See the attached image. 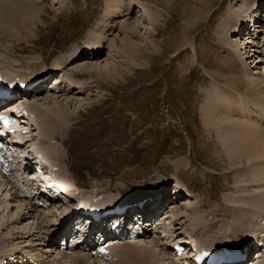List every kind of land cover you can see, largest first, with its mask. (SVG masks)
Segmentation results:
<instances>
[{"label": "rangeland", "instance_id": "rangeland-1", "mask_svg": "<svg viewBox=\"0 0 264 264\" xmlns=\"http://www.w3.org/2000/svg\"><path fill=\"white\" fill-rule=\"evenodd\" d=\"M28 1L34 7L24 15L27 19L8 27V34L4 38L0 36V61L9 68L17 69L37 68L40 65L44 72L43 56L56 55L50 52L53 50L70 53L68 50L76 49L78 41L88 37L86 41L79 42L84 44L79 54L92 53L97 59L87 57L76 60L68 70L72 71L74 66L85 63L82 70L87 73L112 75L106 81L97 78L95 74L81 73L77 76L82 78L81 81L74 82L79 83L83 90L87 88L83 93L75 91L74 94L58 98L52 95L48 102L32 104V107L38 105L50 112L62 105L66 108V103L70 104L68 116L70 115L71 122L66 121L71 126L67 130L68 124L65 123L66 128L60 138H66L65 135L72 137L73 142L67 144L74 157L76 173L86 179L87 187L92 183L97 186L105 184L127 191L126 194H141L146 187L167 179L165 191L175 192V186H182V181H185L189 185L185 187L198 190L192 192L188 199L186 190L180 196H172L169 205L176 203V207L171 209L168 206L166 212L162 211V214L169 216L167 222L176 223L180 238H186L191 232L193 221V225L197 223L196 218L192 219L197 209L205 208L206 202L196 204V201L205 198V195L209 198L206 199L208 208L199 211L198 217L201 220L207 212L215 217L232 219L233 210L241 214L239 209L234 208L245 206L243 209H251L244 198L261 196L264 200V179L259 177L260 170L264 172V164L261 163L253 170L251 166H256L255 163L248 165L244 162L239 165L237 161L236 166H228L227 159L219 158L221 148L217 145L218 134L214 127V130L209 131L205 116V108L214 86L209 66H213L216 55L224 47V41L219 40L220 26L231 10H249L248 14L243 12L244 15L240 14V17L233 16V25L223 34L227 41L224 40L234 43L235 37L240 35L239 25L243 20L248 23L250 20L252 23L246 24L243 21L245 30L242 34L251 31L258 36L257 33L260 32L262 38L264 0H121V14L115 18L106 15L107 0ZM253 23L255 27L252 26ZM124 24L127 30L123 27ZM125 32L129 33L128 38L124 35ZM131 45L137 48L136 56L129 52ZM262 48L259 49L261 54L256 49L255 54L260 57L255 59V64H251V71L256 78L264 81ZM88 59L89 62L93 61L92 64L86 65L83 62ZM260 60L263 61L260 63ZM54 63H58L57 60L49 61L48 65L54 66ZM242 65L249 69L244 62ZM242 120L245 121V117ZM73 121L76 123L72 124ZM111 128L114 140L110 138L104 141L106 136L103 137V134ZM33 144L45 147V143L36 144L33 141ZM98 145L109 151L110 157L103 155L102 151L93 152ZM59 153L62 155V165L58 180L62 185L71 187L74 178L68 171L67 153L61 148ZM98 153H102L101 158L104 160L101 168L97 167L98 160L101 159L98 158ZM94 167L101 173L97 177H91L86 171ZM70 168L73 169V164ZM76 183L83 184L78 179ZM238 197L243 201L242 204L236 203ZM5 198L6 196L1 197L0 200ZM219 204L226 205L220 212L223 206ZM3 206L4 203H0V263L4 248L24 247L18 243L21 241L19 239L31 237L25 241L29 243L34 240L36 251H39L43 247L40 241H44V234L45 237L50 234L55 238L60 232V228H54L55 224L51 223L46 227V230L50 227L44 231L46 233L40 232L42 226H39L38 231H30L34 234L36 232L33 237L14 235L16 230L28 232L29 226H24L31 224V217L27 216L29 220L24 218L25 222L22 221L18 227L17 223L10 224L13 222L8 220L20 212L29 211L18 204L17 208H22V211L12 210L14 213L8 217ZM5 208H8L6 204ZM192 208L196 210L195 214L191 212ZM242 218L248 222L245 216L242 215ZM250 222L257 229L264 223V219L255 215ZM46 224L48 223L43 226ZM219 224L227 229L230 227L229 221L223 218L219 219ZM231 224L234 236L241 237L245 233L238 232L233 219ZM38 233H43L39 236L40 241L37 240ZM247 240L248 238L243 239L242 243ZM34 254L36 255L32 251L31 255L35 256ZM159 258L162 259V256ZM69 261L70 258L66 259V262ZM61 262L63 263L62 260ZM160 264H163L162 261Z\"/></svg>", "mask_w": 264, "mask_h": 264}, {"label": "bare ground", "instance_id": "bare-ground-1", "mask_svg": "<svg viewBox=\"0 0 264 264\" xmlns=\"http://www.w3.org/2000/svg\"><path fill=\"white\" fill-rule=\"evenodd\" d=\"M106 2L108 3V8H107L108 10H107V14H106L107 16H109V17L113 16L115 18V17L119 16V14H121V13H119L121 0H107ZM34 4H35V2H34ZM112 4H115V6H113ZM33 7L34 6H33L32 2H29L28 0H0V36H2L4 38V35L8 34L7 33L8 31H6L8 29V27L16 26L22 20L25 21L27 18H24V15L27 14L29 11H31L33 9ZM243 12L248 14L249 10H247V11L240 10L238 12H237V10L236 11L231 10V12H230L228 18L225 20L224 24L220 26L219 40L224 41V47L222 49L223 51H221L220 53H218L216 55L215 60L212 62L213 66H209V68L212 69L209 74H210L211 78L213 79V82H214L213 85L214 86L212 88L213 90L211 92V95L209 96V99H208V105L205 108V116L207 117L206 119L208 121L207 123L209 126V131L211 132V130L214 127V129L216 130V132L218 134L217 137H218L219 143L217 145L221 148L220 149L221 155L219 156V158L223 159V160L227 159V165L230 167L236 166L237 161H238L239 165L240 164L242 165V163H244V162L247 163L248 165H250L249 163H255L256 166H251V169L253 170V169H257V167L260 166L261 163H262V165L264 164V127L262 126V124H264V81H263V79L260 80L259 78H256V76L251 71V64H253L254 61H256L255 59L260 57V56H257L255 54L256 49L258 51L261 47H263L262 49L264 50V30H262V32H261V34H263L262 38L260 36V32H258V33L256 32L258 36H255V34H254L255 32L253 33L251 31L250 32L248 31V33L246 35H243V36L238 35L237 37H235V41H233L234 43L226 42L227 40L224 38V35H223L226 33V30L233 25V21H232L233 16L234 17L235 16L240 17V14L244 15ZM243 21H245L246 24L248 23L247 20H243ZM243 21H241L242 24L239 25L240 27L245 26V23ZM248 21H249V23L251 22L250 20H248ZM255 22H257V19H255ZM252 26L255 27L256 25L254 26V23H253ZM123 27L127 30L125 24L123 25ZM242 27L240 28L241 30H242ZM133 30H136V29L134 28ZM249 30H250V28H249ZM258 30H260V29H258ZM249 33H250V35H248ZM234 34H236V33H234ZM237 34H239V33H237ZM124 35L127 38L129 37V33H127V32H125ZM83 45L84 44L81 43V48L83 47ZM136 50H137L136 47H134L132 45L129 46V52L132 53L134 56H136V54H137ZM250 50H252L254 52L252 55L249 56L248 52ZM80 51H81V49H80ZM80 51L75 55L70 54V53L67 55H63L62 61L60 63H56V64L54 63L55 64L54 66L48 65V62L50 60L49 57H52L53 55H49V57L43 56L44 57L43 63H42L43 71L51 69V67L54 69V71L60 70L63 72V74L66 75V79H70V81L72 80L71 82H74L72 79L73 77L75 78L81 73L86 74V75L87 74L88 75L95 74L97 78H101L102 80H106V81L112 78V75H108L105 73L94 72V73L90 74V73H87V71L85 72L84 70H82L85 63H84V65L78 64V65L74 66L75 68L72 69V71L68 70V67L71 66V64L76 60L86 59L87 57L94 58V59L96 58V56L94 54L92 55V53H86L85 52L83 54H79ZM259 53L261 54L260 50H259ZM246 56H249V57H246ZM252 56H253V59L251 58ZM244 57H246V58H244ZM249 59H251V61H249ZM53 60H57V59H53ZM89 60L90 59L84 60L83 62H86V65L89 63L92 64L93 61L89 62ZM262 61L263 60H260L258 62L261 63ZM242 62H244L249 67V69H245L242 65ZM86 68H85V70H86ZM88 72H89V70H88ZM6 73L11 74L12 72L6 71ZM15 73H17V72L15 71ZM19 74H22V73H19ZM27 75H30V74H27ZM42 75L43 74H41L40 76H42ZM43 76H45V75H43ZM260 76H261V74H260ZM60 84L62 87L61 91L65 95L69 94V93L74 94L75 91H79V93L81 94V92H84L87 89L85 87V90H83L82 87L80 86V84L75 83V82L73 83L72 86H69V84L67 85L66 82H60ZM51 96L52 95L48 96L44 100L48 102L49 97H51ZM60 96H61V94H59L55 97L58 98ZM52 97H54V96H52ZM28 100H29V103H31L30 102L31 99L29 98ZM71 101H75V100H71ZM36 102L37 101H35L34 103H36ZM21 106H23L24 108H27V110H30L33 113H34V111L38 112V114H39V122L38 123H41V124H37L34 122L35 124H33V125H35L38 128V130L42 133V135L45 138L53 139L56 142L58 140L62 141L60 138V135H61L63 129L66 128L65 118L66 117L70 118V115L68 116V113H69L68 109L70 107L69 103L65 104L66 108H64L62 105V107H60V108L58 107V108L52 109L51 112L49 110H44V109L40 108L38 105H35L33 107H32V104L31 105L26 104V105H21ZM44 108L47 109L46 107H44ZM252 109L254 110L253 112H257V116H259V120H261V122H258L257 119L252 118L253 117V116H251ZM240 113L245 114V121L242 120L243 118L240 116ZM28 125H32V124H28ZM40 128H41V130H40ZM220 133H221V137H219ZM31 134H32V132L29 133V136H31ZM42 142H44V141H42ZM48 148H50V147H48ZM51 150H53V149H51V148H50V150L45 149V151L41 150L42 154L44 156L43 158H45V161L57 159L56 155L53 154ZM53 151L55 152V150H53ZM193 163H195V162H193ZM181 169H184V168H181ZM178 172H179V170L177 171V173ZM254 173H255V171H254ZM62 176H64V175H62ZM259 177H261V180L264 179V172L262 170H260V172H259ZM167 181L168 180L166 179L164 182L155 183L149 187H146L145 191L143 193H146L151 188L154 192H156V195H158L159 192L164 191V185L167 183ZM180 181H182V180H180ZM187 184L188 183H186L185 181H182L183 187L182 186L178 187L174 193L170 194L168 192L169 194H167L166 197L162 200L161 206H163V207L164 206H166V207L171 206L170 207L171 209H172V207L175 208L176 203L169 205V202L171 201L172 196H180L183 192H185V190L187 191V192H185V194H186L187 199H188L189 196L191 195L189 192H193L195 190L192 189L191 187H190V189L188 187H185ZM256 184H258V183H256ZM116 189H118V188L116 187ZM180 189H181V191H179ZM107 191H110V187L107 188ZM120 191L123 192L122 189H120ZM0 195H2V192H0ZM8 200L10 202H9V204H6V207L8 206V208H9V206H10L9 211L14 210V208H12V206L15 207V209H17L18 211H22V208L21 209L17 208L18 204H20L18 202V200H13V202H16V205L11 203L12 199L8 198ZM239 200H241V199L239 198ZM243 200H245V202L249 205L248 207H250L251 209H243L245 206H241L242 208L236 207L234 209H239L241 214L243 216H245L247 219L250 217L251 214H253L254 210L256 211L257 208H259L264 203V200L261 198V196H257L254 199H249L246 197ZM199 202H207V200L198 199L196 201V204H198ZM241 202H243V201L241 200L240 204H242ZM219 205L221 207L223 206L219 210V212L223 208L226 207L225 204H219ZM20 207H21V204H20ZM24 209H25V207H24ZM28 211L31 212L32 214H30L29 212H26V213L20 212L18 214L16 213L17 214V215L15 214L16 217L10 218L8 221L13 222L15 224L16 223L20 224V223H22L24 218H27V216L28 217L33 216V218H35V219H40V218L35 217L36 214H33L34 212L30 211L29 209H28ZM195 211L196 210L194 208L191 209V212L194 213ZM233 211H234L232 213L233 224L237 225L236 228H237L238 232L245 231V227L248 226L246 224L247 222L243 220L241 214L235 212V210H233ZM139 215H142V212L137 215L138 216L137 218H139ZM222 218H226V217H222ZM43 220H46V218H44ZM158 220H160V218ZM8 221H7V223H8ZM157 223H162V222H157ZM199 223H200L199 221H197V223L195 222V226L198 227L199 225H201ZM38 224L39 223H37V225ZM52 224H54V223H52ZM49 225H51V223H49ZM100 225H103V222H100V224L97 225L96 227H94V229H99ZM37 228H38L37 226H34V228L32 226L31 227L29 226L28 232H25V233L21 232L19 230L17 231L15 229L16 231L14 232V235H17V234L18 235H27L25 237H28L31 235L33 236L34 232L30 233V231L36 230ZM42 228H46V227L42 226ZM49 228L47 230H49ZM54 228H58V227L56 225H54ZM59 228H61V227H59ZM26 230L27 229H25V231ZM179 231L180 230L177 231L178 234L173 236V239L177 240L180 238ZM238 232H236V233H238ZM44 233H46V232H44ZM60 233H61V231L58 234H60ZM245 233L247 234V232H245ZM191 234H192V230H191ZM48 236H49V239L47 240V243L45 246L46 247L54 246V238L50 234ZM238 236H241V235H238ZM235 237H237V236H235ZM42 239H44V241H45V234H44V237ZM92 239H93V235H91L87 239V241L89 242ZM247 242H250V240L248 239L244 243H247ZM162 243L164 244L166 242H162ZM239 243H242V241H240ZM49 244H51V245H49ZM159 245H161V244L154 243L152 245V248L149 249L145 253V255L142 254L141 252L133 251V249H132L133 247H131V250H127L126 252L124 250L123 251L118 250L116 254H118L120 257H119V259H117L115 264H136V263H138V264H160L162 259H160L159 256L161 255L163 257L164 256L163 254H165V253L162 251L163 249L161 246H160L161 248L159 249V251H161V252L157 251ZM130 246H134V245H129L128 247H130ZM35 253H36V255L35 254L34 255L40 259L39 256H42V255L41 254L39 255L37 252H35ZM142 255H143V257L146 258L145 260L142 259ZM259 255L261 258L264 256V253L263 252L261 254L258 253L257 256H259ZM31 256H33V255H31ZM46 257H48V255L45 256V258ZM71 257L74 258V256H71ZM61 258H64V256H60V258H57L56 264H62ZM73 260L75 262L73 264H91V261L86 260L85 257H78V258H75ZM40 261L42 264H53V263L49 262L50 260H47V262H45V260L43 258ZM176 261H178L177 258H176Z\"/></svg>", "mask_w": 264, "mask_h": 264}]
</instances>
